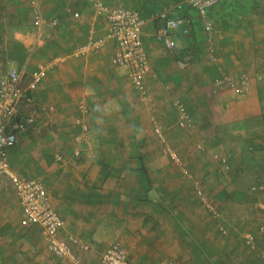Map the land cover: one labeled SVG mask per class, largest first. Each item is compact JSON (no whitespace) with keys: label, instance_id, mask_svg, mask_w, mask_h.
<instances>
[{"label":"crops","instance_id":"1","mask_svg":"<svg viewBox=\"0 0 264 264\" xmlns=\"http://www.w3.org/2000/svg\"><path fill=\"white\" fill-rule=\"evenodd\" d=\"M29 1H6L16 18L4 45L6 70L26 64L27 79L38 66L50 67L26 112L35 114L36 124L19 135L8 159L16 174L42 180L64 221L61 236L88 244L81 258L92 264H100L114 242L138 264H264V211L247 221V230L240 220L227 229L221 211L207 208L211 221L204 212H192L195 202L177 205L173 180L162 182L166 173L148 166L167 155L149 152L144 135L149 124L161 144L154 126L162 121L174 126V137L168 129L164 133L166 143L176 137L178 147L191 152L197 141L208 151L218 149L227 166L240 146L264 154V0H220L204 17L186 6L171 50L158 39L162 22L154 16L185 0H103L137 10L145 20L146 103L126 70L111 64L113 43L77 54L92 33L107 32L106 20L89 1L38 0L46 20L41 28L33 24ZM240 74L247 76L245 89L217 88L218 79ZM178 105L191 115L192 128L178 127ZM196 126L203 134L184 133ZM258 186L251 191L264 209V186ZM21 219L14 188L0 174V264H71L49 249L39 226H24ZM248 233L255 248L245 242Z\"/></svg>","mask_w":264,"mask_h":264},{"label":"built area","instance_id":"2","mask_svg":"<svg viewBox=\"0 0 264 264\" xmlns=\"http://www.w3.org/2000/svg\"><path fill=\"white\" fill-rule=\"evenodd\" d=\"M89 1L97 14L104 17L107 22V32L105 35L94 37L89 36L87 42L78 48V55H86L97 50L107 42L113 43L114 51L111 56V64L118 68H124L129 78L132 88L138 94L142 102L148 101L146 92L145 76L149 72V62L147 52L143 45L144 19L141 14L134 9L113 7L103 0ZM220 0H185L176 5H168L154 16L162 22L158 29L157 37L164 42L165 46L171 50L176 43L174 32L180 28L183 18L179 15L181 9L186 6L195 9L202 17L206 16L208 9ZM34 12L33 24L41 28L46 23L42 9L38 0H31ZM74 18L79 17L78 12L73 13ZM52 26H56L58 21L52 19ZM206 30H209L210 23L205 22ZM181 67L184 62H179ZM48 65H40L30 72L28 84L24 87L26 77V66L21 68H10L0 77V174L6 175L12 184L15 196L19 202L24 226L37 225L41 229L44 242L49 249L57 256L65 258L71 264H92L81 258V254L90 250L88 244L82 243L77 237L70 236L64 238L61 231L64 221L52 204L49 194L41 179L26 178L16 174L11 168L8 159V152L13 148L20 134L28 131L36 124V116L33 112H23L21 109L24 100L31 101L28 94L36 90L37 85L45 77L49 70ZM248 84L247 76L240 74L237 78L226 76L216 81L219 89L233 88L245 89ZM177 124L181 128L193 127L191 115L183 105H178ZM154 131L158 139L163 142L162 129L156 124ZM165 153L176 165H180V160L176 152L168 146L164 148ZM57 161H62L60 155L56 156ZM182 172L187 175V171L182 168ZM253 189H256L254 186ZM200 195L201 201L209 206L204 195ZM245 242L251 248H255L254 237L246 234ZM264 254V250L262 251ZM100 264H137L129 259L127 252L119 243L108 246L100 256Z\"/></svg>","mask_w":264,"mask_h":264},{"label":"rangeland","instance_id":"3","mask_svg":"<svg viewBox=\"0 0 264 264\" xmlns=\"http://www.w3.org/2000/svg\"><path fill=\"white\" fill-rule=\"evenodd\" d=\"M6 1L7 0H0V8H2L0 9V74H3L8 68L4 57V45L13 34L12 26L16 24L14 15L6 11ZM28 3L31 4V0ZM28 81L29 78H25L24 87L28 84ZM28 96L32 100V95L28 94ZM30 102L31 101L24 100V102H22V110L24 109L25 112L29 111L32 108ZM159 125L161 126L163 138L165 139L161 143L162 145L159 142L156 143L157 139L151 126L149 124L148 127L146 125L144 126L146 130L144 135L148 151H157L167 155L164 148L168 146L173 152L177 153L180 165H176L167 155L153 158L148 166L155 169L156 172L160 171L161 173H166L163 175L165 180L162 182H166L167 179L173 180L174 186H170L172 187V192H174V203L182 206L185 203L194 204L195 202L194 207L196 209L192 210V212H198V214L204 212L205 216L208 218L211 216L207 211L208 209L214 210L216 212H214L215 214L221 211L223 222L227 229L231 228L234 222L236 223L238 222L237 220H240L243 222L240 223L242 227H244L243 229L247 230L245 227L250 225L247 221L252 223L256 218L263 215L264 209H261V207L257 205L258 201L255 199L256 195L251 191L259 188L258 185L264 186V154L262 151L255 152L240 146L238 151L239 155L237 153L238 156L236 155V158L232 157L230 160H226L227 166L223 162L224 158L221 156L219 157V155L222 154H220V152L218 153V149H211L208 151V147L203 149L202 146L197 144V141H194L193 145L187 146L189 149L192 148L191 152L178 147L176 141L179 140L176 137L173 138V140H167L168 143H166V136H164V133L170 130L171 136L174 137V126L168 128L162 121ZM184 133L187 136L203 134L200 133L199 126L194 127L192 130L185 129ZM231 134L233 133L231 132ZM176 148L179 150L181 149V152ZM213 148H216V146ZM220 150L222 151L223 149H219V151ZM214 155H216V157H214ZM220 159H223L222 164L220 163ZM182 168L187 171V175L182 172ZM156 175L160 176L161 174ZM24 177L30 178L32 176L30 173H27L24 174ZM254 186L256 189H253ZM199 194L207 198L209 206H206L201 201ZM177 209L179 211V206H177ZM210 220L213 221L212 219ZM221 225L224 226L223 223ZM260 225L264 226V222H260ZM120 245L122 246V243ZM129 259L131 258L129 257Z\"/></svg>","mask_w":264,"mask_h":264},{"label":"trees","instance_id":"4","mask_svg":"<svg viewBox=\"0 0 264 264\" xmlns=\"http://www.w3.org/2000/svg\"><path fill=\"white\" fill-rule=\"evenodd\" d=\"M1 5V4H0Z\"/></svg>","mask_w":264,"mask_h":264}]
</instances>
